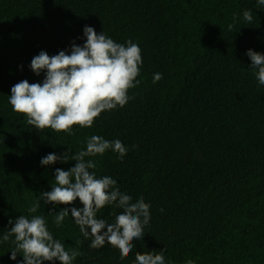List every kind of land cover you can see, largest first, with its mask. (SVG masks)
Here are the masks:
<instances>
[{"label": "trees", "instance_id": "1", "mask_svg": "<svg viewBox=\"0 0 264 264\" xmlns=\"http://www.w3.org/2000/svg\"><path fill=\"white\" fill-rule=\"evenodd\" d=\"M85 25L139 45L140 83L123 108L102 112L91 128L38 132L13 112L10 89L42 83L31 59L70 53L73 41L82 46ZM248 49L264 54L257 0H0V264L22 262L20 254L10 259L14 237L2 239L20 215L43 216L54 239L82 253L73 264H135V253L147 251H162L165 264H264V85L249 70ZM155 73L163 77L157 83ZM92 135L128 148L122 160L110 149L86 158L97 161L96 175L150 204L145 235L124 259L107 243L91 248L71 215L55 226L56 212L82 207L78 200L40 201L28 213L51 190L55 170L75 164L42 167L41 159L85 150ZM121 211L106 206L97 218L112 223Z\"/></svg>", "mask_w": 264, "mask_h": 264}, {"label": "clouds", "instance_id": "2", "mask_svg": "<svg viewBox=\"0 0 264 264\" xmlns=\"http://www.w3.org/2000/svg\"><path fill=\"white\" fill-rule=\"evenodd\" d=\"M257 4L264 6V0H257ZM233 19H236L235 14ZM243 19L251 23L252 11H244ZM232 27V24L228 25L229 30ZM83 36V45L73 41L70 53L62 50L49 56L41 51L31 59V71L37 76L44 73L42 83L30 84L22 80L10 89L9 104L13 112L25 117L38 132L51 129L72 135L74 126L91 128L102 112L123 108L131 99L128 91L140 83L137 77L142 56L138 44L131 40L126 44L117 43L87 25L83 28ZM246 55L251 61L249 70L254 72L259 84L264 85V54L248 49ZM162 78V73H155L153 83ZM109 149L118 153L121 160L128 151L119 139L109 141L92 135L85 150L73 155L66 151L43 157L42 167L58 161H74L75 164L68 170H55L51 190L41 192L28 213H37L40 201L45 205L70 206L78 200L82 207H63L56 212L55 226L60 227L71 215L84 238L91 237V248L99 249L107 243L118 249L120 258L124 259L132 252L133 242L145 235L144 228L150 221V204L143 197L133 202L130 195L120 191L115 179L107 175L98 177L93 171L97 161L86 158L102 157ZM106 206L122 210L112 223L97 218V213ZM8 223L12 226L2 239L9 241L14 237L10 259L16 260L20 254L21 264H73L82 254L76 249L66 250L60 240L54 239L41 215L30 218L20 215L14 223L11 219ZM135 264H165V258L162 251L136 252Z\"/></svg>", "mask_w": 264, "mask_h": 264}]
</instances>
